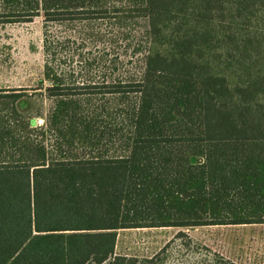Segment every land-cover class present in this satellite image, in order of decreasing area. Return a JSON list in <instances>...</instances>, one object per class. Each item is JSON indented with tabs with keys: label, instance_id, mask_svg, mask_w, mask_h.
<instances>
[{
	"label": "trees",
	"instance_id": "trees-1",
	"mask_svg": "<svg viewBox=\"0 0 264 264\" xmlns=\"http://www.w3.org/2000/svg\"><path fill=\"white\" fill-rule=\"evenodd\" d=\"M34 18L36 86L0 88V264H134L118 229L264 223V0H0V24Z\"/></svg>",
	"mask_w": 264,
	"mask_h": 264
},
{
	"label": "rangeland",
	"instance_id": "rangeland-1",
	"mask_svg": "<svg viewBox=\"0 0 264 264\" xmlns=\"http://www.w3.org/2000/svg\"><path fill=\"white\" fill-rule=\"evenodd\" d=\"M42 61L40 18L0 24V88L35 87ZM180 230L185 235L175 237ZM166 245L163 259L155 264H218L219 258L264 264V223L121 228L116 230L114 253L142 264L141 258Z\"/></svg>",
	"mask_w": 264,
	"mask_h": 264
},
{
	"label": "water",
	"instance_id": "water-1",
	"mask_svg": "<svg viewBox=\"0 0 264 264\" xmlns=\"http://www.w3.org/2000/svg\"><path fill=\"white\" fill-rule=\"evenodd\" d=\"M194 160V157H191V161H193Z\"/></svg>",
	"mask_w": 264,
	"mask_h": 264
}]
</instances>
